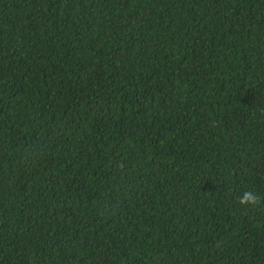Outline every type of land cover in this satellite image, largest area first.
I'll return each mask as SVG.
<instances>
[{
  "label": "trees",
  "instance_id": "trees-1",
  "mask_svg": "<svg viewBox=\"0 0 264 264\" xmlns=\"http://www.w3.org/2000/svg\"><path fill=\"white\" fill-rule=\"evenodd\" d=\"M264 0H0V264H264Z\"/></svg>",
  "mask_w": 264,
  "mask_h": 264
},
{
  "label": "clouds",
  "instance_id": "clouds-1",
  "mask_svg": "<svg viewBox=\"0 0 264 264\" xmlns=\"http://www.w3.org/2000/svg\"><path fill=\"white\" fill-rule=\"evenodd\" d=\"M262 202H264V200H262V198L252 192V191H247L245 192L243 198L238 199V203L242 206V207H256L258 205H260Z\"/></svg>",
  "mask_w": 264,
  "mask_h": 264
}]
</instances>
